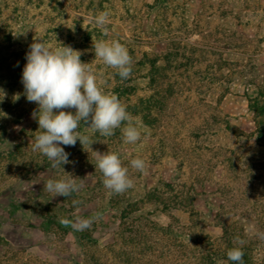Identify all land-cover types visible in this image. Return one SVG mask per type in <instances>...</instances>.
I'll use <instances>...</instances> for the list:
<instances>
[{"label":"rangeland","instance_id":"rangeland-1","mask_svg":"<svg viewBox=\"0 0 264 264\" xmlns=\"http://www.w3.org/2000/svg\"><path fill=\"white\" fill-rule=\"evenodd\" d=\"M239 1L243 7L235 9L243 12L244 21L251 19L254 23L244 27L242 32L254 38L255 47L244 50L229 48L220 32L218 17L223 0H0V59H6L5 63H0V77L21 71L15 70L14 65L24 62L25 66L30 45L34 37H39L53 47L62 44L80 51L81 61L96 75L99 86L114 94L117 70L95 57L93 43L116 40L129 50L133 69L140 62L146 65L132 77L145 76L148 62L155 60L164 69L160 77L162 87L168 84L176 89L167 101V108L157 114V125L153 129L139 126L142 138L138 143L126 144L123 136L112 138L99 134L92 149H83L79 144L67 147L72 161L66 165L63 179L75 178L80 186L76 192L78 199L84 201L71 214L72 220L98 217L89 228L94 240L92 248L75 242L73 235L59 238L29 227L27 222L36 224L37 220L26 207L9 214L11 202L34 197L40 186L44 187L49 179L56 180L59 175L54 176L49 170H31L32 166L21 169L33 163L26 151L32 148L41 130L38 123L30 126L28 116L33 109L38 110V106L28 102L26 96L7 105L6 111L0 112V264L114 261L115 254L108 247L115 243L120 221L113 209L97 212L103 204L108 205V190L104 185L102 192L96 187L99 175L103 177V174L95 168L94 151L118 154L136 184L134 196L143 189L153 188L159 181L184 185V190L195 197L194 208L205 221V230L213 236H220L222 232L220 227L212 225L216 214L228 223L236 216L253 212L256 227L246 226L243 237L264 245V239L257 236L264 233V137L257 140L252 136L255 125L243 97L242 79L237 73L229 75L234 67L230 72L227 68L220 70L225 58L220 53L228 49L233 53L243 51L264 57V0ZM240 3L233 4L239 6ZM104 11L110 12L106 33L94 23V18ZM210 49H217L219 53H212ZM168 56L177 60V67L170 66ZM258 73H264V64L259 66ZM15 78L17 97L20 93L17 88L23 86L22 74ZM137 82L139 89L130 98L131 103L151 93L146 88V80ZM4 89L1 82L0 96ZM122 103L126 106L129 102L122 100ZM23 111L26 116L13 126L14 132L3 134V128L8 126L9 129L10 123ZM88 132L84 134L94 135L92 130ZM20 143L24 154H18L14 161L1 156V151L13 149ZM136 158L145 160L146 173L131 167L130 161ZM103 191L107 192L105 198ZM45 194L51 200L59 197L53 198L46 190ZM156 213L152 219L157 224L168 223L167 216ZM174 215L180 222L189 220L186 213L175 212ZM196 230L191 228L192 232ZM151 239V243H157L156 236ZM160 240L169 246L176 244L170 237ZM179 241L185 245L192 243L191 238ZM125 247L131 251L143 249L141 245ZM186 254H189L188 249L177 252L179 256L173 263H177L178 258L191 264Z\"/></svg>","mask_w":264,"mask_h":264},{"label":"trees","instance_id":"trees-1","mask_svg":"<svg viewBox=\"0 0 264 264\" xmlns=\"http://www.w3.org/2000/svg\"><path fill=\"white\" fill-rule=\"evenodd\" d=\"M240 1L235 0H223L222 7L220 8V17H218V25L221 28V34L225 36L227 40L226 45L233 49H246L249 46H254V38L249 34L243 33L244 27H249L250 24H254L251 19L244 21V14L242 11H237L243 6H234L233 3ZM240 8V9H241ZM249 9V6H247ZM246 8V9H247ZM245 9V10H246ZM251 18V17H250ZM223 28V29H222ZM239 30V31H238ZM246 38V39H244ZM212 53H217V49H210ZM219 53V52H218ZM220 54H224L225 58L232 57V60L222 59L221 68H227L226 71L231 74L237 73L243 81V97L247 101L248 111L252 114L255 130L252 136L257 140H261L264 137V73L260 75L258 68L261 64V60L264 57L261 55H254L251 53H233L230 49L223 51ZM238 58L236 61H234ZM170 66L177 67V60L171 56L167 58ZM6 59L1 58L0 63H5ZM148 72L145 76L130 77L127 80H122L120 76L115 73V86L113 93L118 96L120 101H127L126 108L129 113L135 118V123L138 126H145L153 129L157 125V114L167 108V101L176 93V89L172 85H166L162 87V81L160 77L163 75L164 69L160 65H157L155 60L148 62ZM146 65L142 62L135 65L132 74L139 72L141 68ZM169 66V67H170ZM17 75L23 73L24 62L14 65ZM237 67V68H236ZM173 68V67H172ZM14 70V69H13ZM163 70V71H162ZM237 70V71H234ZM16 73L15 71L1 75L0 83H3L4 92L0 96V105L3 108L0 112H5L6 106L11 103H16L20 100L19 97L24 98V87L20 86L17 90L21 93L15 97L16 94ZM212 76V75H210ZM146 80L148 88L151 93L146 97H139L136 102H130V98L136 94L139 89L138 80ZM215 79V78H214ZM213 79V80H214ZM21 90V91H20ZM5 106V107H4ZM38 110L33 109V113L30 112L28 116L30 126L37 122V118L34 116ZM26 116L25 111L21 112L14 120L11 127L3 128V134L8 132H14L13 126L19 124ZM32 123V124H31ZM37 126V125H35ZM87 124L80 125L78 129L82 134L89 133ZM96 135V137H95ZM99 133H95L92 139H97ZM112 138H121L122 132L120 129L115 131V135ZM3 143V142H1ZM76 144L81 146L79 140ZM65 151L68 152L67 147L63 146ZM13 149H5L1 152V156L7 160L14 161L18 154H24L22 151V144H15ZM69 153V152H68ZM26 154L32 157V164L24 166L22 170H26L31 167L33 169H43L51 171L54 176L59 175L56 180L63 179L66 174V165H62V168H53L47 157L41 155H35L32 148L26 151ZM35 158L36 161H35ZM72 161L70 155L68 157ZM27 162H25L26 165ZM30 170V172H31ZM103 177L99 175L96 183V187L102 192ZM136 184L120 195H110L108 191V200L103 204L98 213H102L104 208L113 209L118 213L119 225L116 233L115 243L108 247L109 250L115 254L114 261H108L102 263L101 259H97V264H190L185 260L177 258V263H173V260L178 257V253L189 250V254H186V258L191 260V264H231L227 259V252L234 248H240L244 252V264H264V245H258L255 242L246 241L244 239L243 229L246 226L252 228L256 227L255 216L253 212L250 215L236 216L232 221L224 222V217L216 214L213 218L212 225L220 227L222 232L220 236H213L209 231H206V223L202 219L201 214L194 208L195 197L189 190H184V185L181 186L176 182L167 183L159 181L153 188L149 190H142L139 195H133ZM107 191V190H106ZM191 191V190H190ZM104 198L107 192H104ZM130 193V194H129ZM186 194V195H185ZM76 192L72 193L68 197L59 196L56 200H51L50 196L45 194L44 187H39L37 194L34 197H25V201H14L10 203V213L12 214L15 209H22L26 207L30 211V215L35 217L37 223L27 222L29 227H36L41 232L51 233L59 238H64L67 235H73L75 242H83L86 247L92 248L94 240L90 237L89 229L84 231H76L71 226H64L60 223L61 219H68L73 221L71 216L73 211L81 206L84 201L78 199ZM79 200L80 204L74 205L73 201ZM154 212L156 215L167 216L168 223L157 224L152 218ZM175 212H183L188 215L189 220L180 222L178 217L176 218ZM224 218V219H223ZM197 228L195 232L191 231V228ZM195 230V229H194ZM156 236L157 243H151V237ZM160 237V238H159ZM170 237L175 239V245L163 244L160 239ZM180 238V239H179ZM181 238H191V245H185L181 243ZM179 239V240H176ZM238 240H243L241 245ZM1 241V239H0ZM81 244V243H80ZM138 245L143 246L141 250L133 251L126 249V245ZM94 249V248H93ZM138 253V254H136ZM95 257V255H94ZM107 261V260H106ZM176 261V260H175ZM72 264H82L73 261Z\"/></svg>","mask_w":264,"mask_h":264},{"label":"clouds","instance_id":"clouds-1","mask_svg":"<svg viewBox=\"0 0 264 264\" xmlns=\"http://www.w3.org/2000/svg\"><path fill=\"white\" fill-rule=\"evenodd\" d=\"M110 12L104 11L94 18L95 25L107 32L106 25ZM95 57L117 70L122 80L131 77L133 58L129 50L119 41H97L93 43ZM81 52L71 46L53 47L39 37H34L30 51L26 54L27 63L22 73L24 94L30 103L38 106L34 113L39 125V133L32 145L33 152H39L47 157L53 168L71 163L69 153L63 146L74 147L79 140L83 149L96 140L91 135L82 134L78 129L83 122L92 133L104 137L115 135L120 129L124 143L136 144L141 141L142 132L135 123V118L127 111L126 106L117 95L107 93L99 86L97 77L80 59ZM74 109L75 111H70ZM55 110V111H54ZM93 151V150H92ZM96 155L95 168L103 174V185L110 195H120L134 186L129 176V169L123 165L116 153H100ZM131 167L141 173H146L147 165L141 158L132 159ZM63 169V168H62ZM75 178L52 180L44 184V189L54 197H68L79 191ZM81 201L74 200L78 205ZM77 218L75 222L61 219L64 226H71L76 231H84L92 226L94 220ZM264 239V233H257ZM190 243V242H189ZM241 245L243 240H238ZM244 252L234 248L227 252L231 264H244Z\"/></svg>","mask_w":264,"mask_h":264}]
</instances>
